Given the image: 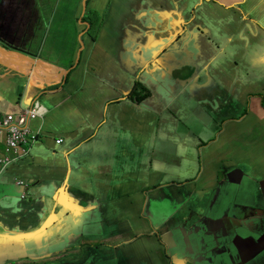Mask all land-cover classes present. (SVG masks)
I'll use <instances>...</instances> for the list:
<instances>
[{
  "label": "crops",
  "instance_id": "1",
  "mask_svg": "<svg viewBox=\"0 0 264 264\" xmlns=\"http://www.w3.org/2000/svg\"><path fill=\"white\" fill-rule=\"evenodd\" d=\"M85 1L0 0V264H264V0Z\"/></svg>",
  "mask_w": 264,
  "mask_h": 264
},
{
  "label": "built area",
  "instance_id": "2",
  "mask_svg": "<svg viewBox=\"0 0 264 264\" xmlns=\"http://www.w3.org/2000/svg\"><path fill=\"white\" fill-rule=\"evenodd\" d=\"M40 104L24 109L17 115L8 114L0 117V146L6 151V155H0V164L7 166L23 154H18L19 151L25 152L23 149L30 142L37 141L40 137V131H34L30 127V122L38 117H41ZM57 144L63 142V139H57ZM19 149V150H18Z\"/></svg>",
  "mask_w": 264,
  "mask_h": 264
},
{
  "label": "rangeland",
  "instance_id": "3",
  "mask_svg": "<svg viewBox=\"0 0 264 264\" xmlns=\"http://www.w3.org/2000/svg\"><path fill=\"white\" fill-rule=\"evenodd\" d=\"M49 1H50V3L52 2L51 3V10L55 14L58 15L59 12L61 14L68 12L70 18L76 12L80 13V15H79V18H80L83 15V12L86 10V4H88V2H86L85 0H39V5L42 7V9L45 13L47 12L46 4ZM209 1H212V2L217 1L218 2L219 0H209ZM56 2H58V3L56 4ZM54 23H56V20H54ZM37 264H41V263H37Z\"/></svg>",
  "mask_w": 264,
  "mask_h": 264
},
{
  "label": "clouds",
  "instance_id": "4",
  "mask_svg": "<svg viewBox=\"0 0 264 264\" xmlns=\"http://www.w3.org/2000/svg\"><path fill=\"white\" fill-rule=\"evenodd\" d=\"M40 134H41V132H40ZM41 138V137H40ZM39 138V139H40ZM38 139V140H39ZM64 141V140H63ZM36 142V141H35ZM30 143H32V142H30ZM30 143H29V146L28 145H26L23 149L25 150V152H23L22 150L21 151H19L18 152V154H23L21 157H19V158H17L15 161H13V162H11L10 164H8L7 166H3V167H9V166H11V165H13L14 163H16L17 161H19L24 155H27L28 153H29V151H30ZM57 143V142H56ZM63 143V142H62ZM61 144V143H60ZM19 150V149H18ZM0 155H2V156H4V155H6V151L4 150V149H0ZM22 184V183H21Z\"/></svg>",
  "mask_w": 264,
  "mask_h": 264
},
{
  "label": "water",
  "instance_id": "5",
  "mask_svg": "<svg viewBox=\"0 0 264 264\" xmlns=\"http://www.w3.org/2000/svg\"><path fill=\"white\" fill-rule=\"evenodd\" d=\"M171 74V73H170ZM256 243H258V244H261V241H260V239L259 240H257V242Z\"/></svg>",
  "mask_w": 264,
  "mask_h": 264
},
{
  "label": "bare ground",
  "instance_id": "6",
  "mask_svg": "<svg viewBox=\"0 0 264 264\" xmlns=\"http://www.w3.org/2000/svg\"><path fill=\"white\" fill-rule=\"evenodd\" d=\"M248 5V4H247ZM250 5V4H249ZM243 22V21H242ZM261 24V23H260ZM262 25V24H261ZM240 27V26H239ZM260 27V26H259ZM262 29V28H261ZM239 30V29H238ZM260 40V38L259 39H257V41H259Z\"/></svg>",
  "mask_w": 264,
  "mask_h": 264
},
{
  "label": "flooded vegetation",
  "instance_id": "7",
  "mask_svg": "<svg viewBox=\"0 0 264 264\" xmlns=\"http://www.w3.org/2000/svg\"><path fill=\"white\" fill-rule=\"evenodd\" d=\"M37 262H39V263H45L46 261H37Z\"/></svg>",
  "mask_w": 264,
  "mask_h": 264
},
{
  "label": "trees",
  "instance_id": "8",
  "mask_svg": "<svg viewBox=\"0 0 264 264\" xmlns=\"http://www.w3.org/2000/svg\"><path fill=\"white\" fill-rule=\"evenodd\" d=\"M144 91H145V88H144Z\"/></svg>",
  "mask_w": 264,
  "mask_h": 264
}]
</instances>
